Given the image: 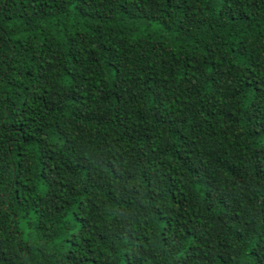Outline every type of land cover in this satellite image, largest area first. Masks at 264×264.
<instances>
[{
  "label": "trees",
  "instance_id": "obj_1",
  "mask_svg": "<svg viewBox=\"0 0 264 264\" xmlns=\"http://www.w3.org/2000/svg\"><path fill=\"white\" fill-rule=\"evenodd\" d=\"M0 264H264V0H0Z\"/></svg>",
  "mask_w": 264,
  "mask_h": 264
}]
</instances>
